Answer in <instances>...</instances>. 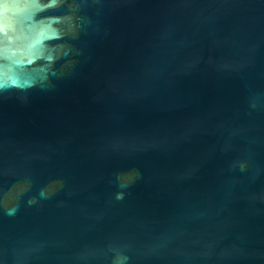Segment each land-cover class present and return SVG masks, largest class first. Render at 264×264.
Segmentation results:
<instances>
[{
  "label": "water",
  "instance_id": "95a60500",
  "mask_svg": "<svg viewBox=\"0 0 264 264\" xmlns=\"http://www.w3.org/2000/svg\"><path fill=\"white\" fill-rule=\"evenodd\" d=\"M0 264H264V0H0Z\"/></svg>",
  "mask_w": 264,
  "mask_h": 264
}]
</instances>
